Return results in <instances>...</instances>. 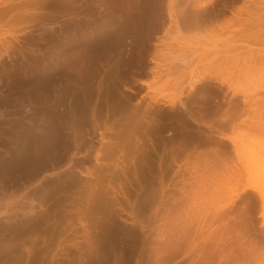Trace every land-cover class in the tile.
Here are the masks:
<instances>
[{
	"label": "rangeland",
	"instance_id": "obj_1",
	"mask_svg": "<svg viewBox=\"0 0 264 264\" xmlns=\"http://www.w3.org/2000/svg\"><path fill=\"white\" fill-rule=\"evenodd\" d=\"M45 1L0 0V126H3L0 131L4 130L0 135L7 137L9 133L8 136L11 137L16 134L12 138L20 141L23 133L30 128L28 133L34 131L36 137L41 139L36 138L40 142L36 144H39L37 151L45 153L46 145V149L52 147L53 152L43 162H39L41 165H36L35 171L29 170L30 173L27 172L26 175L12 174L11 178H8L10 181L5 177L3 179V170L0 168V184L3 182L0 185V190L3 188V191L0 192L6 193L0 195V199H5L9 194H12V199H16V203L11 205L14 207L16 204L15 209H8L11 211L8 215L14 216L6 219L7 213L0 211V249L5 252L1 257L0 251V264H24L27 260L24 258V248L30 244L32 247L35 244L33 248L37 250L34 253L32 249V253L38 257L36 259V255L33 257L32 254L36 264H264V223L261 219L260 201L256 193L245 188L248 183H256L257 172L263 169L264 165V107H258V110L253 106L248 115L246 112L251 119L249 127L238 125L233 130L229 127L224 129L225 134L232 133L236 138H242L240 140L247 147L246 156H251L253 160L263 158V161L260 159L262 163H259V169L257 167L255 171L241 172V180H237L236 176L242 167L235 160L230 144L226 148L219 146L213 154L200 155L196 161L191 159L185 163L181 156L168 167L170 169L163 170V173L155 168L156 162L148 164L151 167L147 168L146 160L133 161L134 146L132 147L133 142H130L132 134L127 133L129 128L121 129L116 124L119 120H125L124 115L128 111L123 112L124 107L133 106L138 100L141 103L157 100L159 104L156 105L164 111L170 109L169 106L165 107L169 104L178 108V104L182 103L184 96L188 94L189 78L203 76L205 73L218 80L224 77V81L216 83L213 77L209 79L205 75L195 89L202 90L203 86L208 84L216 86L221 91L214 89L216 96H211V90L210 95L206 93V98L211 97L210 100H216L219 104L235 103L231 113L237 114L235 123H239L246 116L242 115L246 108L242 105L244 98L240 95L243 88L257 90L254 97L259 101L264 99V74H261L264 69H254L255 72L251 76L245 74L247 72L243 71L244 66L231 64L233 60L231 61V57L228 59L230 51L223 49L230 37L228 26L220 27L222 30L216 26L228 23L231 16L227 12L217 11L216 8L221 3L230 4L233 16L239 17L240 21L241 17H249V14L242 13L244 7H248L249 11L252 9V14L262 17L260 5L264 8V0H177L176 8L181 10L179 18L186 22L192 16L197 17L195 15L204 17L206 10L220 14L206 21L209 25L198 30H189L181 36L171 32L164 36L170 22L167 14L169 0ZM47 1L50 3L46 4ZM198 4L204 5L199 7ZM193 17L190 21L195 19ZM158 40H162L160 44H157ZM236 44L242 51L250 48L255 54L264 50L258 40H252L250 44L240 41ZM200 45L201 48L204 47L202 50L198 49ZM244 46L247 48L242 49ZM205 47L208 48L205 55H209L203 58H206L205 60H198L197 57L203 56L199 55L197 49L204 52ZM213 47L214 50L220 47V50L223 49L230 55L225 58L226 52L221 54V51L215 56L217 51L210 50ZM238 48L236 50L239 51ZM209 50L214 54L211 55ZM195 52L199 56L196 57ZM263 52L261 54H264ZM222 55L226 61L220 60L222 64L216 62V57ZM192 57L193 63L190 60ZM154 60L161 62V71L158 79L150 82V89L147 90L140 83L151 78L150 71L155 66L152 62ZM170 60L175 63L171 64ZM181 61L191 62L186 63L187 67L190 66L187 68L178 65L177 69L176 63ZM227 61L230 63H224ZM177 71L184 75L183 80L177 81ZM113 80L119 82V87L117 85L114 88L123 90V95H132L127 102L128 96H124V100L122 91L118 93L122 100L119 107L124 115L118 116V113H123L117 112L115 117L107 120V124L104 123V117H97L98 120L94 122L86 111L87 115L81 112L86 116H80L78 113L80 119L75 117L78 114L73 116V103L81 101L84 92L85 95L87 92L93 93L97 85L102 84V89H107L108 91H105L110 93L114 90L112 86L117 84ZM210 88L213 87L204 88V91ZM231 88L237 90L234 96H231ZM104 90L102 91L105 92ZM131 91L137 93L133 95ZM181 91L182 96L185 94L183 97L179 96ZM255 99L253 101L257 102ZM253 101L251 100L252 103ZM230 109L232 108H227V111L230 112ZM46 114H54L50 116L53 122L50 117L45 116ZM59 116L61 118L55 120V117ZM104 126L112 129L107 131ZM32 127L36 130H32ZM48 131L52 135H49ZM103 131L106 135L102 138ZM114 133L116 137L119 135L118 138L115 137L117 140L114 139ZM43 135L47 136V141ZM51 136L52 139L49 138ZM4 137L0 139L3 140ZM48 140L52 144H49ZM141 140L143 143L146 139L143 137ZM53 141L59 146H55ZM43 142L46 143L42 146ZM117 143L120 146L115 145ZM17 144L20 146L19 142ZM1 146L3 145H0V152L5 149ZM112 146L115 149L111 148ZM4 151L0 153L1 156ZM49 159L50 162L47 161ZM88 173H92L88 176L89 179ZM24 197L29 198H26L28 204L29 200L39 202L40 199L47 198L43 201L44 209H34L37 213L39 211V215H43L46 208L53 209L54 205L60 203L58 207L55 206V212L65 217L56 215L59 219L56 218L55 222L59 221L54 229L59 233L58 239L54 230L53 239L52 236L49 237L51 232L47 233V239H51L49 243L45 233L42 236L45 241L42 243L43 239L39 235L38 241H32L36 236H30L29 242V235H22L27 245L21 240L22 247H18V240L21 239L18 228L22 226L19 222L25 216H30L27 204L23 203L24 209L21 204L23 199V202L27 201ZM15 215L19 222L16 221ZM9 221L12 222L11 230ZM13 231L18 236H14ZM9 239L12 240L11 245ZM8 244L9 247H6ZM19 248H23V253L19 250L24 254L23 257H20V253L17 255ZM42 249H48L44 252L45 255L42 254ZM39 257L42 259L40 262L37 261L40 260ZM27 261L32 264V260Z\"/></svg>",
	"mask_w": 264,
	"mask_h": 264
},
{
	"label": "bare ground",
	"instance_id": "obj_2",
	"mask_svg": "<svg viewBox=\"0 0 264 264\" xmlns=\"http://www.w3.org/2000/svg\"><path fill=\"white\" fill-rule=\"evenodd\" d=\"M45 1V0H44ZM251 1V0H250ZM46 2V1H45ZM49 1H47V3L46 4H49L48 3ZM30 4V3H29ZM29 4H27V6L29 5ZM34 3H32V5H33ZM39 5H40V3H38ZM211 4V3H210ZM37 5V4H36ZM38 5V6H39ZM202 5H204V4H198V6L200 7V6H202ZM27 6H25V7H27ZM31 6V5H30ZM29 6V7H30ZM176 6H178L177 5V0H169V3H168V7H167V14H168V18H169V20H170V22H169V24H168V27H167V29H166V31L164 32V36L165 35H167L168 33H173V34H175V35H178V36H181V35H184V33L185 32H187V31H189V30H198V29H200V27H204V26H207V25H209V23L208 24H206V21H210V19L211 18H213L214 17V15L212 14V11H209L208 10V12H207V10H206V13H205V15H204V17L202 16H198V15H195V16H197V17H199V19H197V17H193V18H195V19H192L191 21H190V19L192 18V17H190L189 19H188V21L186 22V20H181L180 18H179V15H181V14H179L180 13V11H178V9L176 8ZM261 6V12L263 13V15H262V17L261 16H259V14H252V9L249 11V9H248V7H244L241 11H242V13H247V14H249V17L248 18H243V17H241L240 18V21H239V17H236V16H233V13L231 12L230 13V16L231 17H229V22L228 23H226V24H221V25H216V26H218L219 28L220 27H223L224 28V26H228V30H229V38L226 40V42H225V45L223 46V49H225L227 52L228 51H230V54L228 53V55H230L229 56V58L227 57L228 55H227V52L225 51V50H223V49H219L220 47H215L217 50H214V47L212 48V49H210L211 51L213 50L214 52L215 51H217V54L215 53V56H217V55H219L220 54V52H221V54L224 52H226V54L224 55L225 56V58L227 57L229 60H230V57H231V64H233L234 66H237V67H239V66H244L243 68H244V72H247V73H245V74H251V76H252V74H253V72H255V70L254 69H256V68H259L260 70L261 69H264V54H261V52H263L264 50H262V49H264V48H262V49H260V50H262L261 52H258V54H255L252 50H250V48H248L247 49V51L245 50V51H242L241 50V48L239 49L238 47H239V45H237L236 43H239V41H240V43L241 42H244V43H248V44H250V42L252 41V40H258L259 41V44H261L262 46H264V8H262V5H260ZM40 7V6H39ZM42 7V6H41ZM202 12H203V10H201ZM200 11V12H201ZM201 12V13H202ZM204 12H205V9H204ZM203 12V13H204ZM202 13V14H203ZM199 15H201L200 13H198ZM237 15H239V14H237ZM240 15H241V13H240ZM233 16V17H232ZM217 17V16H216ZM190 22L191 23H193L192 25L190 24ZM215 28H217V27H215ZM223 28H220L221 30L223 29ZM230 32H232V33H230ZM163 36V37H164ZM161 41L162 40H158L157 41V44H160L161 43ZM247 44V45H248ZM243 45H246V44H243ZM238 46V47H237ZM225 47V48H224ZM201 48V45H200V47L198 48V49H200ZM204 47H202L200 50H202ZM206 48V47H205ZM236 48H238L239 49V51L241 52L242 51V53H240L238 50H236ZM247 47H245L244 46V48H242V49H246ZM197 49V52L198 53H200L199 55L202 57V58H200V57H197V56H199V55H197V52H195L196 54H195V56L197 57V59L198 60H202L204 57H206L207 55H209V54H207V55H205L206 54V52H208L207 50H208V48H206V51L204 50V52L202 51V52H199L200 50H198ZM209 50V51H210ZM211 51L209 52L210 54H211ZM219 51V52H218ZM238 51V53H236V52ZM214 52H212V54H214ZM243 52H245L244 54H243ZM223 53V54H224ZM264 53V52H263ZM137 54H138V52H137ZM211 54V55H212ZM240 55H241V57H240ZM244 55V56H243ZM224 56L222 55V56H218V57H216V62H218V63H223L222 61H226L225 60V58H224ZM193 57H194V55H193ZM193 57H192V59H190V60H192L191 62L193 63ZM196 57H195V59H196ZM214 57V56H213ZM103 58V57H102ZM139 58V57H138ZM119 59V58H118ZM133 59V58H132ZM143 59V58H142ZM176 59V58H175ZM206 59V58H205ZM205 59H203V60H205ZM215 59V58H214ZM227 59V60H228ZM136 60V59H135ZM174 60V59H173ZM176 60H178V59H176ZM220 60H222V61H220ZM228 60V61H229ZM107 61H108V59H107ZM175 61V60H174ZM174 61H172L173 63H175ZM187 61H189V60H187ZM224 62V63H230V62ZM135 62H137V61H135ZM152 62H154V64H155V66L152 68V70L150 71V79H149V81H146V80H144V81H142L140 84L141 85H143V86H145L146 87V89L147 90H149L150 89V82H152L153 80L155 81V78H157L158 79V76L160 75V71H161V62H158V61H152ZM170 62H171V60H170ZM171 62V64H173ZM190 62V63H191ZM116 63V62H115ZM119 63V62H118ZM186 63H188V62H186V61H181V62H178V64L176 63V65L178 66H180V67H184V66H186L187 67V64ZM190 63H188V64H190ZM195 63H197V61H195ZM186 64V65H185ZM116 65V64H115ZM114 64H113V66H115ZM134 65V64H133ZM192 65H194V64H192ZM176 66V67H177ZM179 66L177 67V69H179ZM190 66V65H189ZM188 66V67H189ZM117 67V66H116ZM187 67V68H188ZM258 69V70H259ZM186 70V69H185ZM257 70V69H256ZM184 71V70H183ZM182 71V72H183ZM263 72L261 73V74H264V70H262ZM178 72V71H177ZM177 72H175V73H177ZM260 72V71H259ZM131 73V72H130ZM180 73H181V70H180ZM258 73V72H257ZM178 74H179V72H178ZM178 74L176 75V74H174V75H176V76H178ZM260 74V75H261ZM124 75V74H123ZM192 75V74H191ZM205 75L207 76V78H212L213 76H211L210 74H208V73H205V74H203V76H195V77H192V78H189L190 80L189 81H187L188 82V85H187V87H188V94L187 95H183L184 96V100H183V102L182 103H180V104H178L179 105V107L178 108H175V106H173V104H169V105H165V107L166 106H169L170 107V109H168L167 111H164L163 109H161L160 108V106H158V105H156V104H159V103H157V100H151V102H148V103H141V102H139V100L138 101H136V104H134L133 106H128V107H124V111L123 110H121L120 109V104H121V95L119 96V94H120V92L119 91H122L121 92V94H122V97L124 98V96H128V98H127V102L129 101L128 99H130V98H132V95H126V94H124L123 95V90H117V88H114V87H116L117 85H118V80H113L114 81V83H115V81H116V83L117 84H114V86H112V89H114V90H112L110 93L108 92H106L105 90H107V89H105L104 90V88L102 89V84L101 85H97L98 87H96V89H94V90H96L95 92H93V93H91V92H87L88 94L87 95H85L84 93H83V95H85V96H83L82 94V98H80V100L81 101H78L77 102V104H76V102L75 103H73L74 104V108H73V110H72V113H73V116L75 115V114H78V113H80V116L81 115H83V113H85V111H86V113L87 114H90V118L94 121V122H96L95 120H98V118L100 117H104L103 119H104V123L105 124H107L108 122H107V120H109L110 118H113V117H115L116 115H117V112H119V111H123V112H125V113H127V111H128V113L127 114H125V113H123V114H119L118 113V116L119 115H124L125 116V120L124 119H122L123 117L122 116H120V117H122L121 119L123 120V121H121V120H119V123H117L116 121V124L118 125L117 127L118 128H121V129H124L125 127L127 128V130H128V128H129V132L127 131V133H131L132 135V140H130V142L132 143L133 142V144H132V147L134 146V148H132V149H134V151H133V154L132 153H130V154H132V159H133V161H134V159L135 160H142L143 159V162H145V160L147 161L146 162V165H147V168H149V167H151V166H149L150 164L152 165V164H155V162H156V164L155 165H157V166H155V168H157L158 170H160V171H163V170H165V169H167L170 165H173L172 163H175L176 161H177V159L179 158V157H183L182 159H183V161L186 163V162H188V161H190L191 159L192 160H194L195 159V161H196V159L198 160V157L200 156V155H205V156H207V154L208 153H210V154H213V153H215V152H217V149H219V146H221V147H223V148H226L227 146H228V144H230V145H232V148H233V153H234V155H235V160H237V163L239 164V165H241V167L242 168H240V171H238V173H237V176H236V178H237V180L238 179H240L241 178V176L240 175H242L241 174V172H243L244 171V173H245V170H247L248 172H251L250 170H254L255 171V169L257 170V167H258V169H259V163H260V165H261V163H262V161H263V158H255L254 160L251 158V156H246V152H247V147H246V145H244L245 143H243V141H241L240 139H242L241 137H240V139L239 138H236V136H233V134L231 133L230 135L228 134H225V127H229L231 130H233V128L235 127V126H240V125H246L247 127H249L250 125H249V122H251L250 120L251 119H249V117L247 116L248 115V112L249 111H251V109H252V107L254 106L255 108H258V107H264V99H263V101H259V100H257V97H254L255 95H256V93L258 92L257 90V92L255 91V90H249V89H247V88H243V90L241 91V96L244 98L243 99V104L242 105H244L246 108L244 109V111H243V113H242V115L244 114V116L246 115V112H247V115L242 119V120H240V122L239 123H235V118H236V116H237V114L235 113V112H233V113H231V110H234V108H233V106L235 107V103H231V102H226V103H224V102H222V101H219V102H222V103H218L217 102V104H216V106H212V104L210 103V99L209 98H211V97H207L206 98V93L208 92V94L210 95V93H209V91L211 92V90H212V92H211V96H216L215 95V93H216V91H213L214 89L216 90H219L218 88H216V86L214 87L213 86V84H208V85H206V86H203L204 88H208V87H213L212 89L210 88L208 91L207 90H205L204 91V88L202 89V88H199V89H202V90H197V89H195L196 88V85L199 83V85H200V82L201 81H203L202 79H203V77H205ZM210 75V76H209ZM255 75H256V73H255ZM126 76V75H125ZM186 76V75H185ZM262 76V75H261ZM119 77V76H118ZM124 77V76H123ZM187 77V76H186ZM185 77V78H186ZM189 77V76H188ZM103 78V77H102ZM120 78H122V77H120ZM178 79H177V81H180L182 78H184V75L183 74H179V76L177 77ZM224 78V77H223ZM217 79V78H215V77H213L212 79H213V81H216V83H218V82H221V83H223V81H224V79ZM115 79H117V78H115ZM205 79V78H204ZM212 79H211V81H212ZM102 80V79H101ZM101 80H100V82H101ZM183 80V79H182ZM186 80V79H185ZM201 80V81H200ZM111 81V80H110ZM123 81V80H122ZM153 81V82H154ZM209 81V80H208ZM211 81H209V82H211ZM212 81V82H213ZM138 82V80L135 82V83H137ZM205 82V81H204ZM204 82H202L203 83V85L205 84ZM111 83V82H110ZM178 83V82H177ZM207 83V82H206ZM215 83V82H214ZM215 83V84H216ZM113 84V83H112ZM111 84V85H112ZM221 85V84H220ZM104 87V86H103ZM118 87H119V85H118ZM201 87V86H200ZM107 88V87H106ZM181 88V87H180ZM236 88V87H235ZM221 89V88H220ZM232 89V88H231ZM90 90V89H89ZM88 90V91H89ZM93 90V89H92ZM102 90H104L105 92H103ZM109 90H110V88H109ZM180 90H182V89H180ZM194 90H197V91H195L194 92ZM87 91V90H86ZM108 91V90H107ZM118 91V92H117ZM130 91V90H129ZM219 91H221V90H219ZM104 94H103V93ZM189 92H190V94H189ZM193 92V93H192ZM218 92V91H217ZM231 96H234L235 94H236V92H237V90H235V89H232L231 91ZM107 93V94H106ZM119 93V94H118ZM130 93V92H129ZM134 93H137L136 91L134 92V91H131V94H133L134 95ZM219 93V92H218ZM222 93V92H221ZM220 93V95H222ZM106 94V95H105ZM148 94V93H147ZM145 95V94H144ZM252 95H253V97L254 98H256L255 99V101H257V102H254L253 101V97H252ZM258 95V94H257ZM129 96H130V98H129ZM179 96H182V91H181V93H179ZM182 96V97H183ZM208 96V95H207ZM223 96H224V94H223ZM94 97V99H92ZM260 97V96H259ZM122 98V99H123ZM144 97H142V99H143ZM259 99H261L262 100V98L260 97ZM78 100V99H77ZM124 100H125V98H124ZM144 100V99H143ZM212 100V99H211ZM225 100V99H224ZM251 100L253 101V103L251 102ZM213 101V100H212ZM230 101H232L233 102V100H230ZM240 101H241V99H240ZM235 102H236V100H235ZM93 103V104H92ZM237 103V102H236ZM110 104V105H109ZM128 104V103H127ZM240 105H241V102L239 103ZM92 105V106H91ZM191 105H194L196 108H193ZM71 107V106H70ZM232 108V109H230V112L229 111H227V108ZM239 107V106H238ZM163 108V107H162ZM53 109V108H52ZM51 108H50V110H52ZM72 109V108H71ZM88 109V110H87ZM123 109V108H122ZM258 110H259V108H258ZM28 111V110H27ZM88 111H89V113H88ZM163 111V112H162ZM81 112H83L82 114H81ZM25 113V112H24ZM32 113V112H31ZM34 113H35V111H34ZM56 114L55 115H57L58 116V114H57V112H55ZM85 113V114H86ZM28 114V113H27ZM69 114H71V112H69ZM86 114V115H87ZM26 115V114H25ZM33 115V114H32ZM49 115V114H48ZM86 115H83V116H86ZM127 115V116H126ZM186 115H188V117H189V119H191V120H187V119H185V116ZM28 116V115H27ZM31 116V115H30ZM46 117H50V116H54V114L53 115H51L50 114V116H47V114L45 115ZM79 116V114L76 116L75 115V117L77 118ZM79 116V117H80ZM82 116V117H83ZM62 117V118H61ZM61 117L59 116V117H55V120L56 119H58V118H61V119H63V116L61 115ZM70 117V116H69ZM75 117H74V119H75ZM78 117V118H79ZM98 117V118H97ZM119 117V118H120ZM51 119H52V117H50ZM50 118H49V120H50ZM54 118V117H53ZM81 118V117H80ZM79 118V119H80ZM85 118V117H84ZM37 119V118H36ZM39 119V118H38ZM46 119V118H45ZM48 119V118H47ZM66 119V118H65ZM64 119V120H65ZM69 119H71V117L69 118ZM34 120V119H33ZM73 120V119H72ZM82 120V119H81ZM35 121V120H34ZM47 121V120H46ZM75 121H76V119H75ZM118 121V120H117ZM52 122H53V119H52ZM57 122V121H56ZM107 122V123H106ZM253 122V121H252ZM30 123V122H29ZM35 123V122H34ZM42 123H44V122H42ZM55 123V122H54ZM192 123H194V124H196V126H194V125H192ZM254 123V122H253ZM0 124H2V123H0ZM52 124V123H51ZM63 124V123H62ZM62 124H60V125H62ZM8 125V124H7ZM28 125H31V126H33V124H28ZM38 125V124H37ZM44 125H46V124H44ZM57 125V124H56ZM59 125V124H58ZM254 125H256V123L254 124ZM2 126V125H1ZM0 126V127H1ZM22 126V125H21ZM39 126V128H40V125H38ZM63 126V125H62ZM61 126V127H62ZM107 126V125H106ZM109 126H111V125H109ZM193 126V127H192ZM3 127V126H2ZM23 127V126H22ZM26 128H28L29 126H25ZM50 127V126H49ZM48 127V128H49ZM51 127H53V126H51ZM72 127V126H71ZM105 127V126H104ZM195 127V128H194ZM253 127H256V126H253ZM6 128V127H5ZM10 128V127H9ZM25 128V129H26ZM106 128V127H105ZM108 128V127H107ZM106 128V129H107ZM228 128V129H229ZM12 129H13V126H12ZM16 129H18V128H16ZM23 129V128H22ZM32 130L33 129H35V128H31ZM52 129H54V128H52ZM70 129V128H69ZM72 129V128H71ZM112 129V128H111ZM110 129V127H109V129H107V131L108 130H111ZM0 130H2V129H0ZM27 130H29L30 131V128L29 129H27ZM36 130V129H35ZM38 130V129H37ZM42 130V129H41ZM44 130V129H43ZM46 130V129H45ZM50 130V129H49ZM65 130V129H64ZM4 131V130H3ZM3 131H0V134H1V132L2 133H4ZM6 132H10L9 130H5ZM14 131V130H13ZM22 131V130H21ZM24 131V130H23ZM22 131V132H23ZM29 131H25V133H23V136H21L22 138H21V140L20 141H17V139L16 138H12V137H15L16 136V134H15V132H11V133H13V134H15V136H11V137H9L8 135H9V133H7L8 135H7V137H4V136H2V135H0L1 137H4L5 139H3V140H1L0 139V145L2 144L3 145V147L2 148H5L4 150H2V152H0V153H3V151L5 152L4 153V155L3 156H1L0 157V168L3 170L2 172H1V174H3V179H4V177L5 178H11V176H12V174H17V173H20L21 175L23 174V175H26V174H28V173H30L29 172V170L30 171H35V168H37V164L41 161V162H43V160L45 159V158H47V157H49V156H51V154L53 153L52 152V147H48L47 149H46V145H44L45 147V149L43 148V147H40V149H44L45 150V153H39L38 151H37V147H38V145L40 144V142H38L37 140L38 139H40L39 137H36V133L34 132V131H31L30 133H28ZM52 131V130H51ZM104 131H106L105 129H104ZM104 131H103V135H102V138H103V136H104ZM121 131V130H120ZM18 132V131H17ZM167 132H170L171 134H170V136H168V137H166L165 135H166V133ZM233 132V131H232ZM48 133H49V131H48ZM53 133V132H52ZM107 133V132H106ZM121 133H122V131H121ZM125 133V132H124ZM20 134V133H19ZM39 134H42V133H40L39 132ZM43 134H44V132H43ZM46 134V133H45ZM61 134H62V132H61ZM107 134H111V133H107ZM115 134V133H114ZM244 134V133H243ZM6 135V134H5ZM11 135V134H10ZM21 135V134H20ZM38 135V134H37ZM49 135H52L51 133H49ZM55 135V134H54ZM60 135V134H59ZM106 135V134H105ZM112 135H113V133H112ZM44 136V135H43ZM62 136H63V134H62ZM107 136H109V135H107ZM106 136V137H107ZM119 136V135H118ZM118 136L116 137V134H115V136H114V139H115V137L116 138H118ZM120 136H121V134H120ZM125 136V135H124ZM0 137V138H1ZM17 137H18V135H17ZM20 137V136H19ZM46 137L47 136H44V138L46 139ZM55 137H56V135H55ZM59 137V136H58ZM122 137V136H121ZM120 137V138H121ZM128 137V136H127ZM143 137H144V139H146V140H144L145 142H143L142 143V141L143 140H141V138L143 139ZM36 138H37V140H36ZM49 138H51L52 139V136L51 137H49ZM59 138H61V137H59ZM63 138V137H62ZM108 138V137H107ZM119 138V139H120ZM123 138V137H122ZM44 139V140H45ZM109 139V138H108ZM125 139V138H124ZM240 141H239V140ZM18 140H19V138H18ZM41 140V139H40ZM54 140V139H53ZM56 140V142H57V139H55ZM61 140V139H60ZM68 140H69V137H68ZM72 140V139H71ZM115 140H117V139H115ZM123 140V139H122ZM126 140H128V139H126ZM46 141H47V139H46ZM52 141V140H51ZM62 141H64V140H62ZM62 141L60 142L61 144H60V146L62 145ZM141 141V142H140ZM17 142H19L20 143V146H17L18 144H17ZM118 142V141H117ZM121 142V141H120ZM129 142V141H128ZM37 143H39L38 145H36ZM46 142H43L42 143V146H43V144H45ZM48 143H49V140H48ZM47 143V145H49V144H52V142H50L49 144ZM53 143H55V141H53ZM57 143H59V142H57ZM66 143V142H65ZM65 143H64V148H65ZM69 144H70V142H69ZM59 146L58 144H56L55 143V146ZM109 145V144H108ZM113 145V144H112ZM115 145H119L120 146V144H115ZM122 145V144H121ZM51 146H53V145H51ZM54 146V147H55ZM118 146V147H119ZM141 146H143L142 148H139V147H141ZM116 147V146H115ZM123 146H121V148H122ZM127 147H128V145H127ZM127 147H126V150H127ZM105 148V147H104ZM110 148V147H109ZM111 148H113V146L111 147ZM117 148V147H116ZM200 148V149H199ZM108 149V148H107ZM113 149H115V148H113ZM119 149V148H118ZM139 149H140V152H141V154H139L140 152H139ZM43 150V151H44ZM59 150V149H58ZM112 150V149H111ZM160 150V151H159ZM119 151H121V150H119ZM129 152V151H128ZM127 152V153H128ZM132 152V151H131ZM55 154V153H54ZM111 154V153H110ZM130 154H128V156L127 157H129V155ZM264 154V153H263ZM233 155V156H234ZM64 156V155H63ZM204 156V157H205ZM59 157V156H58ZM262 157H263V155H262ZM72 159V158H71ZM75 159V158H74ZM97 159V158H96ZM168 159H170V162H168ZM262 161H261V160ZM48 162H50V159L49 160H47ZM139 161V162H140ZM47 162V163H48ZM131 162H132V160H131ZM141 163V162H140ZM45 164H46V162H45ZM49 164V163H48ZM149 164V165H148ZM194 165H195V163H193ZM264 164V163H263ZM38 165H41L40 163L38 164ZM134 165L136 166V162H134ZM134 165H132V166H134ZM145 165V166H146ZM131 166V165H130ZM149 166V167H148ZM40 167H43V166H40ZM45 167H46V165H45ZM138 167V166H137ZM171 167V166H170ZM74 168H76V167H74ZM261 168V167H260ZM40 169V168H39ZM38 169V170H39ZM168 169H170V168H168ZM76 170V169H75ZM144 170V169H143ZM149 170H151V169H149ZM155 170V169H154ZM242 170V171H241ZM260 170V169H259ZM258 170V172H259V174H258V172H257V175H256V183H254V184H250V183H248V184H246V187L245 188H248L249 190H251V191H253L254 193H256L257 194V196H258V198H259V201H260V212H261V219H263V223H264V165H263V169H261L260 171H262V172H260ZM136 171V170H135ZM159 171V172H160ZM28 172V173H27ZM89 172V171H88ZM154 172V171H153ZM248 172H247V174H248ZM82 173V172H81ZM80 173V174H81ZM131 173V172H130ZM133 173V172H132ZM161 173V172H160ZM163 173H164V171H163ZM254 173V172H253ZM253 173H252V175H253ZM19 174V175H20ZM84 174V173H83ZM89 174V173H88ZM91 175H92V173H90ZM87 175V177L89 176H91V175ZM144 174V173H143ZM239 174V175H238ZM146 175V174H145ZM161 175V174H160ZM248 175H250V174H248ZM247 175V176H248ZM148 176V175H147ZM247 176H245L246 178H248ZM26 177V176H25ZM89 177L87 178V179H89ZM240 177V178H239ZM1 178V177H0ZM57 178V177H56ZM3 179H1V180H3ZM60 179V178H59ZM6 180V179H5ZM9 180V179H8ZM241 180V179H240ZM240 180H239V182H240ZM10 181V180H9ZM9 181H8V183H9ZM87 181H90V180H87ZM4 182H6V181H4ZM3 183V182H2ZM1 183V184H2ZM88 183V182H87ZM0 184V185H1ZM4 184H6V183H4ZM3 184V185H4ZM64 185V184H63ZM69 184L67 183V186H68ZM71 185V184H70ZM8 186V185H7ZM6 186V188H8ZM15 186V185H14ZM5 188V187H4ZM72 188V187H71ZM166 188V187H165ZM56 190L55 191H57V187L55 188ZM59 189V188H58ZM0 191H3V188H2V190H0ZM42 191V190H41ZM61 191H62V189H61ZM162 191H163V189H162ZM5 192V191H4ZM34 192V191H33ZM39 192V191H38ZM59 192V191H58ZM1 194V196H2V194H3V192H0ZM37 193V192H36ZM46 193V192H45ZM41 194V193H40ZM44 194V193H43ZM47 194V193H46ZM46 194H45V196H46ZM51 194H52V192H51ZM51 194H48V195H51ZM3 195H6V193L5 194H3ZM10 196H6L5 197V199H4V197L2 198V199H0V211H3V214L5 213H7L6 215H8L10 212L8 211V209L10 210V208L9 207H11V208H14L15 209V205L16 204H14V207H12L11 205H13V203L15 202L14 200H16V199H12L11 198V196H12V194H9ZM27 195V194H26ZM1 196H0V198H1ZM35 197V196H34ZM44 197V196H43ZM47 197V196H46ZM20 197H18V199H19ZM25 198V200H27V199H29V198H27V197H24ZM27 198V199H26ZM34 199V198H33ZM40 199V198H39ZM45 199L47 200V198H44V199H40L39 200V202H35V201H30L29 200V204H28V200L27 201H25V202H23L24 201V199H23V201H21V204H22V207H23V209H24V206H23V203H24V205L25 204H27V208H29V211L28 212H30V216H25L23 219H21L20 221L21 222H19L18 220V218H17V216H16V218H17V220L15 219V218H13V219H15L16 221H18L19 223H21V228L19 229L18 227H19V224H18V230H20V232L18 233V230H17V233H18V235L19 236H21L20 238L21 239H17V238H15V239H17L18 241H19V244L20 245H18V247H22L21 245H22V243L24 242H27L24 238L22 239V237L24 236L25 237V235L27 236V235H29V236H27L28 238H27V240H28V242H29V237L31 236L32 238L34 237V236H36L35 238H33V240L32 241H35V240H37L38 239V235L41 237V239H43V241H41V243L42 242H44L45 241V237H42L43 236V233H45L46 234V240L48 241V243H49V240H51V239H47V237H48V235H47V233L50 231L51 233L50 234H52V235H49V237L50 236H52V239H53V234H55V232H56V230L54 229V227H55V225L57 224V222L59 221H56L55 222V219L57 218L56 217V215H57V213L55 212V210H56V208L59 206V204H56V205H54V208L53 209H48V208H46V212L42 215H39V211H38V213H37V211H35L34 209H36V208H41L43 205H44V203H43V201H45ZM37 200V199H36ZM27 202V203H26ZM16 203V202H15ZM19 203V202H18ZM20 204V203H19ZM20 204V205H21ZM20 205H18V206H20ZM58 205V206H57ZM55 206H57V207H55ZM17 207V206H16ZM44 207V206H43ZM41 208V209H44V208ZM26 208V209H27ZM51 208V207H50ZM13 209V210H14ZM12 210V209H11ZM17 210V209H16ZM28 210V209H27ZM40 210V209H39ZM8 211V212H7ZM19 211H21L20 209H19ZM25 211V210H24ZM14 212V211H13ZM17 212V211H16ZM28 212H27V214H28ZM57 212H59V211H57ZM2 212H0V214H1ZM19 213V212H18ZM3 214L1 215V216H3ZM9 216H14V215H8L7 217H5L6 219H8V217ZM57 216H61V215H57ZM63 217H65V216H63ZM62 216H61V218H63ZM4 218V219H5ZM11 219H12V217H11ZM12 219V220H13ZM57 219H59V218H57ZM11 220V221H12ZM23 220V221H22ZM51 220V221H50ZM4 221V220H3ZM6 221V220H5ZM8 223V222H7ZM12 223V222H11ZM10 221H9V229L11 228L10 227ZM14 223V222H13ZM6 224V223H5ZM59 224H61V222L59 223ZM4 225V224H3ZM12 227L14 226V225H11ZM16 226V225H15ZM57 226V225H56ZM60 226V225H59ZM2 227V226H1ZM5 227V226H4ZM7 227V226H6ZM61 227H63V226H61ZM57 228H59V227H57ZM12 229V228H11ZM10 229V230H11ZM15 229V228H14ZM60 229V228H59ZM62 229V228H61ZM3 230H4V228H3ZM55 232H54V231ZM2 231V230H1ZM15 231H16V229H15ZM57 231H60V230H58L57 229ZM4 232H5V230H4ZM7 232V231H6ZM5 232V233H6ZM11 232V231H10ZM10 232H8V233H10ZM1 233V232H0ZM13 233H14V231H13ZM17 233L15 234L14 233V236L16 235V236H18L17 235ZM2 234V233H1ZM41 234V235H40ZM44 234V235H45ZM56 234H57V232H56ZM59 234V233H58ZM58 234L56 235V237L58 236ZM61 234V233H60ZM23 235V236H22ZM30 237V238H31ZM55 237V236H54ZM55 237V238H56ZM13 238V237H12ZM51 238V237H50ZM6 239H8V238H6ZM14 239V238H13ZM56 239H58V237L56 238ZM10 240L11 239H9V241L8 242H10ZM16 240V241H17ZM21 240H24V241H21ZM12 241V240H11ZM16 241H15V243H16ZM20 241L22 242V243H20ZM38 241V240H37ZM6 242V241H5ZM5 242H3V243H5ZM1 243V242H0ZM23 243V244H24ZM33 243H35V242H33ZM46 243V242H45ZM47 243V244H48ZM6 244H7V242H6ZM13 244V243H12ZM17 244V243H16ZM15 244V246H17ZM26 244V243H25ZM1 245V244H0ZM10 245H11V242H10ZM14 245V244H13ZM12 245V246H13ZM27 245V244H26ZM32 244H30V245H28V246H31ZM35 245V244H34ZM34 245H33V247H34ZM41 245V244H40ZM44 245V244H43ZM14 246V247H15ZM25 246V245H24ZM27 246V248H24L25 250H24V254H25V256H24V254H22L23 253V251H21V250H23V248H19L18 249V252H17V255H18V253H20L19 252V250L22 252V253H20V254H22L20 257H23L24 256V258H26L27 260H32L31 262H32V264H36V260L33 258V257H35V255L36 254H33L32 252H33V250L35 251L34 253H36V251L37 250H35V248H33L32 246L31 247H28ZM49 245H47V247H48ZM3 247V246H2ZM6 247H9V244L8 245H6ZM11 247V246H10ZM17 247V248H18ZM0 248H1V246H0ZM29 248H31V249H29ZM46 248V247H45ZM50 248V247H49ZM4 249H6V248H4ZM9 249H11L12 251H13V249L12 248H9ZM16 249V248H15ZM14 249V250H15ZM33 249V250H32ZM38 249V248H37ZM3 250V249H2ZM1 249H0V251H1V257H2V254H4L3 253V251H2ZM7 250V249H6ZM17 250V249H16ZM32 250V251H31ZM43 250V255H45V253L44 252H46V251H44V249H42ZM16 252V251H15ZM7 253H8V251H7ZM11 253V252H10ZM39 253H41V251L39 252ZM39 253H37V254H39ZM15 254V253H14ZM32 254H33V257H32ZM42 254H40V255H42ZM5 255V254H4ZM39 255V256H40ZM42 255V256H43ZM42 256H41V258H42ZM31 257L35 260L34 262H33V259H31ZM36 257H37V255H36ZM30 258V259H29ZM36 259H38V257L36 258ZM39 259H40V257H39ZM27 260H25V262H24V264H31V263H28L29 261H27ZM42 259H40V260H37L38 262H40ZM62 260V259H61ZM52 262V261H51ZM60 262V261H59ZM65 262V261H64ZM61 263V262H60ZM59 263V264H60ZM56 264H57V262H56Z\"/></svg>",
	"mask_w": 264,
	"mask_h": 264
},
{
	"label": "flooded vegetation",
	"instance_id": "obj_3",
	"mask_svg": "<svg viewBox=\"0 0 264 264\" xmlns=\"http://www.w3.org/2000/svg\"><path fill=\"white\" fill-rule=\"evenodd\" d=\"M231 5L230 4H226V3H221V4H219V6L216 8V10L217 11H224V12H227V14H230L231 13ZM212 14L214 15V17L213 18H215V16H219L220 14L218 13V12H212ZM210 103L212 104V106H216V104H217V101L216 100H214V101H211L210 100ZM193 108H196L194 105H191ZM185 119H187V120H191V119H189V117H188V115H186L185 116ZM192 125H194V126H196V124H194V123H192ZM193 127V126H192ZM195 128V127H194ZM170 132H167L166 133V137H168V136H170Z\"/></svg>",
	"mask_w": 264,
	"mask_h": 264
}]
</instances>
